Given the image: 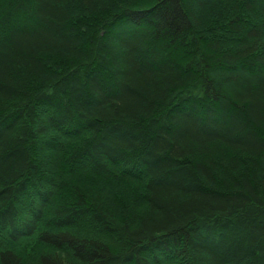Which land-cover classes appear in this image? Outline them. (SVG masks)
I'll list each match as a JSON object with an SVG mask.
<instances>
[{
  "label": "trees",
  "instance_id": "1",
  "mask_svg": "<svg viewBox=\"0 0 264 264\" xmlns=\"http://www.w3.org/2000/svg\"><path fill=\"white\" fill-rule=\"evenodd\" d=\"M0 264H264V0H0Z\"/></svg>",
  "mask_w": 264,
  "mask_h": 264
}]
</instances>
